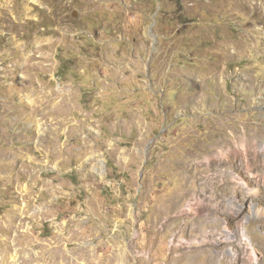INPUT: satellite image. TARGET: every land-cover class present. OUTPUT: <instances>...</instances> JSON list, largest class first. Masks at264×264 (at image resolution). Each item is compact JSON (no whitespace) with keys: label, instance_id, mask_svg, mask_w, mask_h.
Returning a JSON list of instances; mask_svg holds the SVG:
<instances>
[{"label":"rangeland","instance_id":"1","mask_svg":"<svg viewBox=\"0 0 264 264\" xmlns=\"http://www.w3.org/2000/svg\"><path fill=\"white\" fill-rule=\"evenodd\" d=\"M250 25L264 0H0V264H264Z\"/></svg>","mask_w":264,"mask_h":264},{"label":"bare ground","instance_id":"2","mask_svg":"<svg viewBox=\"0 0 264 264\" xmlns=\"http://www.w3.org/2000/svg\"><path fill=\"white\" fill-rule=\"evenodd\" d=\"M240 2H242V0H240ZM247 28L249 30L248 31L249 32L248 36L250 38H253V39L256 38V40L254 41V43H252V44L250 43L251 44V47L252 48L253 47L256 48L259 44H261L262 39L264 37L263 34H262V29H260L259 26H255V25H250ZM254 66H255V64H254ZM256 68H257L256 74L253 73V70L254 69H250V68L247 71H242V74L246 78L249 76V78L254 79V80H251L249 82V84L251 86L250 87L251 88V91L254 92V93L255 92H258V90H261V89L264 91V78H262V76L264 77V60H262V62H257L256 63ZM22 77H23L22 71H19V73L17 75V82L18 83L21 81ZM189 77H191V76H189ZM240 88H244V85L240 86ZM24 99H26L27 102H32V99L29 98L28 95L27 96H24ZM247 135L250 136V139L251 140L249 141L248 140L249 138H246V140H245V137H244V140H242V143H240V139H238L237 136L234 138L236 142L233 141V142H230L229 143V142H226V141H219L218 144H217V146L215 147L216 148L215 149L216 150L215 152L217 153V155L211 156V159L206 163V165L203 166V168H212L213 167L216 170L217 169H221V168H224L225 169V168H228V164L229 163H237L238 160L241 159L244 155H247V156L252 155V156H254L255 155V147L258 146V144L260 143V141H262L263 134H261V133H254L253 135H250V133H249ZM227 173H228L227 171L221 172V173L218 172V175L217 176L211 175V176H208V177L203 178V180L201 181V185H202L203 188L201 187V189L199 190L198 197L204 198L205 193L209 189H208V187H206L204 189V186L203 185H205V186H213V185H215V182L216 181L214 182V180L217 179L219 176L222 178L221 179V180H223L222 182H224L223 185H226L228 187V185L230 183H228V181H227L228 180L227 179V175H226ZM200 191H202V192H200ZM206 205H207V203H206ZM222 209H223V211H225V210L227 211L228 210L227 208H224L223 206H222ZM207 237H208L209 240L202 247H200L201 249L202 248H206L207 246H210V245H212V244H214L216 242H220V241L224 240L225 237H226V235L221 234V232L219 233L218 231L217 232H214V231L211 230V232L208 234ZM18 258L16 257V254H11L8 257V259H7V263H9L10 261H14V264H17L18 262H16V261H19Z\"/></svg>","mask_w":264,"mask_h":264}]
</instances>
